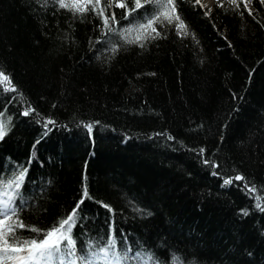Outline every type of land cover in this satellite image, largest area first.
Segmentation results:
<instances>
[{
	"label": "trees",
	"instance_id": "16d2710c",
	"mask_svg": "<svg viewBox=\"0 0 264 264\" xmlns=\"http://www.w3.org/2000/svg\"><path fill=\"white\" fill-rule=\"evenodd\" d=\"M173 2L0 0V230L76 209L46 264H264V2Z\"/></svg>",
	"mask_w": 264,
	"mask_h": 264
},
{
	"label": "snow or ice",
	"instance_id": "6c2138e0",
	"mask_svg": "<svg viewBox=\"0 0 264 264\" xmlns=\"http://www.w3.org/2000/svg\"><path fill=\"white\" fill-rule=\"evenodd\" d=\"M58 2L61 7L69 8L74 11L84 12L88 10L87 4L78 3L77 0H71V2H68V0H58ZM150 2L157 3L164 10L159 16L155 17L154 19H150L146 25H140V29H144L145 31L151 29V32H149L148 35H151V33L153 32H155L156 35H159V33L156 32V29L153 27V24L161 20H167L169 23H171L173 20H176L179 22L177 24V27L181 30L186 31L185 25L182 21H180L179 16L175 14V5L173 0H145V3ZM197 2L199 3V0H197ZM230 2L236 4L237 0H230ZM248 2L250 3L251 0H248ZM262 2H264V0H262ZM88 3H91V0H88ZM98 4L99 0H96V5ZM96 5H93V7H95ZM117 6L126 8L127 4L121 2L117 4ZM141 7V0H135L134 8H132L130 12L135 11L136 9H139ZM245 7H247V4H245ZM98 14L103 16L104 9L101 8ZM111 20H115V14L111 16ZM104 23L106 26H108V17H104ZM143 38H145L143 35H137L136 40L130 42H139ZM0 84L4 85L6 91H16L14 85H12L11 77L5 74L2 69H0ZM24 114L28 115V112H25ZM5 134L6 125L3 122H0V139H2ZM23 177L24 172H21L20 176L16 178V188L20 187V182H22ZM235 179L243 180L244 177L238 175L235 177ZM231 182V180H226L225 184H229ZM252 190L254 191V189ZM85 195H87L86 191ZM82 202L83 201H81V203ZM257 207H260V205L258 204ZM4 208L7 209L8 205L5 204ZM77 208H79V204L77 205ZM76 215V209H73L65 219L59 221L58 226H53L44 234V237L40 240L22 242L13 240L10 243L9 237L13 235L14 232L12 227L8 226L6 231L0 230V264H4L5 261H17L19 262V264H24L25 260L34 261L37 262V264H40V262H45L46 264V262L53 259L54 255L60 253L61 245L65 241L67 242V255L73 256L75 254V241L72 239L71 232L76 220ZM10 219L11 217L5 214L4 219L0 220V225H7V221ZM23 226L24 225L22 223L17 224V227ZM33 231H37V229H33ZM115 243L116 241L114 239H110L108 241L109 246H114ZM20 253H25V255H20Z\"/></svg>",
	"mask_w": 264,
	"mask_h": 264
},
{
	"label": "rangeland",
	"instance_id": "374dc122",
	"mask_svg": "<svg viewBox=\"0 0 264 264\" xmlns=\"http://www.w3.org/2000/svg\"><path fill=\"white\" fill-rule=\"evenodd\" d=\"M82 1H84V0H77V2L79 3V2H82ZM214 2H215V0H211V4L210 5H208L207 7L209 8V7H213V5H214ZM2 199H0V201H1ZM114 260V258H112V264H114L113 261ZM27 261H24V263H26ZM8 264H11V263H8ZM12 264H19V262H13Z\"/></svg>",
	"mask_w": 264,
	"mask_h": 264
},
{
	"label": "bare ground",
	"instance_id": "6f19581e",
	"mask_svg": "<svg viewBox=\"0 0 264 264\" xmlns=\"http://www.w3.org/2000/svg\"><path fill=\"white\" fill-rule=\"evenodd\" d=\"M201 1H202V3H203L205 6H208V5L211 4V0H201ZM3 211H4L3 206H2V204L0 203V214H1Z\"/></svg>",
	"mask_w": 264,
	"mask_h": 264
},
{
	"label": "water",
	"instance_id": "95a60500",
	"mask_svg": "<svg viewBox=\"0 0 264 264\" xmlns=\"http://www.w3.org/2000/svg\"><path fill=\"white\" fill-rule=\"evenodd\" d=\"M201 4H202L203 6H205V5L202 3V1H201ZM205 7H207V6H205Z\"/></svg>",
	"mask_w": 264,
	"mask_h": 264
}]
</instances>
